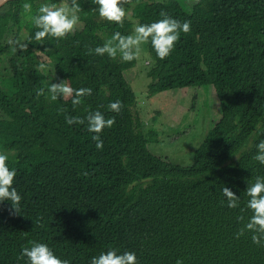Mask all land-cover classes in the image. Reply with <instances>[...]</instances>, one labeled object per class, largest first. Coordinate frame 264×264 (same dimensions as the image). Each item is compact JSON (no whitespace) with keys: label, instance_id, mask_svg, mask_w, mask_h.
<instances>
[{"label":"trees","instance_id":"16d2710c","mask_svg":"<svg viewBox=\"0 0 264 264\" xmlns=\"http://www.w3.org/2000/svg\"><path fill=\"white\" fill-rule=\"evenodd\" d=\"M59 1L8 0L0 7V56L12 66L9 77H0V153L16 170L13 186L22 197L19 215H10L9 201L0 202V264H25L18 257L32 241L69 264H90L111 248L135 252L139 264H264V247L250 233L235 238L240 209L221 205L228 187L244 207L247 184L264 176L252 159L264 140V0H199L188 9L180 0H132L122 27L101 20L92 0H79L73 33L36 41L29 16L39 4ZM24 3L33 5L31 14ZM161 11L191 21V30L165 60L147 44V95L212 85L219 103V118L189 165L149 151L123 75L136 59L86 54L115 31L131 34L132 19L152 23ZM63 80L92 95L78 106L51 101L48 87ZM117 100L122 111H108ZM96 110L116 121L101 134L103 150L87 131L86 117ZM65 115L85 123L68 125Z\"/></svg>","mask_w":264,"mask_h":264},{"label":"clouds","instance_id":"9594fccd","mask_svg":"<svg viewBox=\"0 0 264 264\" xmlns=\"http://www.w3.org/2000/svg\"><path fill=\"white\" fill-rule=\"evenodd\" d=\"M192 2L198 3L199 0H192ZM92 4L96 6L93 10L98 13L101 20L122 27L127 16L125 5H131L132 0H92ZM23 10L25 13L31 14L33 5L24 3ZM80 11L79 0H61L59 4L51 2L39 4L36 13L29 16L34 28L37 29L34 39L40 42L50 37L59 41L73 33L80 23ZM160 16L161 19L152 23L137 22L131 34L124 35L120 31H115L102 46H97L94 49L88 48L86 54L107 55L112 60H116L119 56L122 62H131L139 58L142 45L150 44L156 58L165 60L174 50L181 33L190 32L191 21L181 22L164 11H161ZM22 47L26 48L27 46ZM38 69L41 72H46L47 65L40 63ZM47 92L51 101L71 99L73 106L82 104L84 97L92 95L91 88H73L64 80L59 83H51ZM43 94V89L37 93V95ZM122 108L123 105L119 100L107 105V110L116 114H119ZM86 120L87 131L93 133L91 139L95 142L96 149L103 150L104 141L101 139V134L104 129L113 127L116 122L115 116L105 118L101 111L96 110L89 112ZM65 122L68 125H82L85 123V119L65 115ZM256 149L257 152L252 159L264 166V140H260L256 144ZM7 161L8 156L0 153V202L9 201L11 204L10 215H19L22 197L13 186L17 173L14 168L9 169ZM221 191L225 198L221 201L222 206L229 209H240L236 219L243 226L237 231L235 238L239 239L245 233H250L252 243L264 247V176L257 175L252 183L247 184L244 191V195L247 197L244 207L240 206V197L228 187H223ZM248 212L251 215L246 220L245 213ZM18 259L25 260V264H69L68 260L58 258L46 243L36 241L31 242L30 248L24 247ZM90 264H139V261L135 252L123 251L118 254L116 249L111 248L92 257ZM176 264H184V262L182 259H177Z\"/></svg>","mask_w":264,"mask_h":264},{"label":"rangeland","instance_id":"374dc122","mask_svg":"<svg viewBox=\"0 0 264 264\" xmlns=\"http://www.w3.org/2000/svg\"><path fill=\"white\" fill-rule=\"evenodd\" d=\"M139 1L145 3L150 0ZM180 1L186 9L193 4L192 0ZM130 12L127 10L128 16ZM132 22L133 29L137 20L132 19ZM141 48L135 65L125 70L123 75L134 92V112L143 124L145 136L148 138V149L172 163L189 165L193 161L194 148L219 118L215 90L212 85H195L162 91L149 97L147 94L150 79L146 70L151 58L147 44ZM42 59L46 61L43 56ZM11 67L4 56H0V77H9ZM142 182L147 184L150 180Z\"/></svg>","mask_w":264,"mask_h":264},{"label":"water","instance_id":"95a60500","mask_svg":"<svg viewBox=\"0 0 264 264\" xmlns=\"http://www.w3.org/2000/svg\"><path fill=\"white\" fill-rule=\"evenodd\" d=\"M8 0H3L2 2H0V7L5 3L7 2Z\"/></svg>","mask_w":264,"mask_h":264},{"label":"bare ground","instance_id":"6f19581e","mask_svg":"<svg viewBox=\"0 0 264 264\" xmlns=\"http://www.w3.org/2000/svg\"><path fill=\"white\" fill-rule=\"evenodd\" d=\"M3 0H0V2H2Z\"/></svg>","mask_w":264,"mask_h":264}]
</instances>
